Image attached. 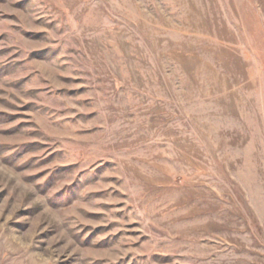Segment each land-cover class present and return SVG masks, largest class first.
<instances>
[{
    "label": "rangeland",
    "instance_id": "1",
    "mask_svg": "<svg viewBox=\"0 0 264 264\" xmlns=\"http://www.w3.org/2000/svg\"><path fill=\"white\" fill-rule=\"evenodd\" d=\"M0 264H264V0H0Z\"/></svg>",
    "mask_w": 264,
    "mask_h": 264
}]
</instances>
